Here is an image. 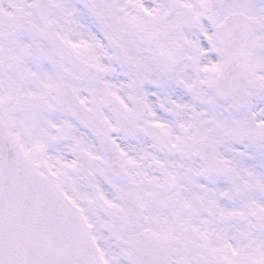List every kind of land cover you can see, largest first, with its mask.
Returning a JSON list of instances; mask_svg holds the SVG:
<instances>
[{
  "label": "snow or ice",
  "instance_id": "1",
  "mask_svg": "<svg viewBox=\"0 0 264 264\" xmlns=\"http://www.w3.org/2000/svg\"><path fill=\"white\" fill-rule=\"evenodd\" d=\"M0 264H264V0H0Z\"/></svg>",
  "mask_w": 264,
  "mask_h": 264
}]
</instances>
